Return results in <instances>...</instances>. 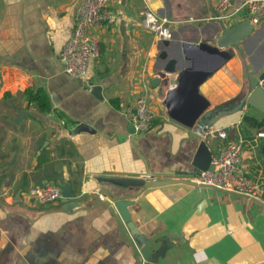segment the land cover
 <instances>
[{
    "label": "crops",
    "instance_id": "0c3cea01",
    "mask_svg": "<svg viewBox=\"0 0 264 264\" xmlns=\"http://www.w3.org/2000/svg\"><path fill=\"white\" fill-rule=\"evenodd\" d=\"M83 1L0 0V264H137L115 217L94 208L103 187L132 197V221L147 239L169 233L183 237L157 264L264 263V208L250 199L184 184L120 191L95 181L96 176L151 180L150 174L164 180L168 172L195 171L201 143L214 157L243 140L240 172L264 187L261 128L247 132L242 116L227 113L214 127H230L228 138L205 139L199 128L180 125L164 110L175 83L151 85L161 76L163 50L184 58L185 44L217 31L216 0H110L113 19L93 29L101 56L85 78L76 79L64 73L60 53ZM146 11L176 23L169 47L146 29ZM187 20L192 22L180 24ZM258 29L264 43V22ZM233 61L240 66L238 51ZM251 78L257 85L258 78ZM207 82L201 93L217 109L220 104L204 91ZM27 89H43L52 111L41 113L30 105ZM145 93L158 118L151 132L135 135L126 114ZM22 111L27 117L19 120ZM61 116L75 127L68 129ZM81 124L92 132L72 135ZM57 182L72 186L73 201L46 207L29 199L30 188ZM73 202L78 206L69 208Z\"/></svg>",
    "mask_w": 264,
    "mask_h": 264
},
{
    "label": "water",
    "instance_id": "95a60500",
    "mask_svg": "<svg viewBox=\"0 0 264 264\" xmlns=\"http://www.w3.org/2000/svg\"><path fill=\"white\" fill-rule=\"evenodd\" d=\"M260 30H255L247 21L237 23L230 28L223 24L217 25V31L206 38L199 36L194 43L185 44L184 58H171L168 51L163 50L159 55L160 65L158 71L161 76L152 80L154 89L160 86H166L173 82L174 88L168 89L163 101L164 110L170 119L188 128H211L217 123L219 116L227 113H235L243 106H249L264 112V90L250 83V90L244 101L235 109L224 108L223 113H218L217 109L212 108L210 100L201 93L202 86L215 76L224 66H226L236 56V51L240 52L245 47L249 53H252L259 46L258 51L252 56L254 64L259 71L258 80H264V43L259 45L261 37ZM164 47L171 45L170 40H161ZM101 88L95 89V95L101 98ZM26 111L19 113V120L26 118ZM133 134L135 128L132 125ZM83 132H92L91 129L81 124L72 131L76 136ZM192 172H168L165 175L167 179H154L150 174L151 180L136 179L118 176H96L95 181L100 185H112L120 191L127 189H141L146 191L151 188H160L176 184L189 185L198 189H211L223 192L225 194L244 197L250 199L257 205L264 208V202L260 199L252 198L247 195L226 191L217 187L208 185H199L190 180L201 172L214 169L212 164L213 155L211 154L205 142L201 143L197 154L194 157ZM62 190L63 200L65 202L75 199L72 186L57 182ZM106 197L110 203L102 200ZM199 202L203 200V195L198 196ZM132 197H120L117 193L111 192L106 188L98 191L94 200V208L102 207L108 210L116 219L123 241L131 245L136 255L137 264H157L159 260L164 259L169 250L175 245L174 241H182L181 235L167 234L153 241L147 239L136 227L132 221L129 208L133 206ZM78 205L72 203L69 208H75ZM205 207L202 206L200 210ZM119 215H118V214ZM133 240V241H132ZM160 245L154 251L153 247ZM153 246V247H152ZM264 264V263H261Z\"/></svg>",
    "mask_w": 264,
    "mask_h": 264
},
{
    "label": "built area",
    "instance_id": "2783aa9c",
    "mask_svg": "<svg viewBox=\"0 0 264 264\" xmlns=\"http://www.w3.org/2000/svg\"><path fill=\"white\" fill-rule=\"evenodd\" d=\"M109 6L110 0H84L78 8L75 28L60 53L63 71L67 76L85 78L91 64L99 60L101 46L93 34V29L113 19ZM215 10L216 15L213 19L226 28L247 21L256 30L264 22V0H216ZM231 10L232 12H229ZM145 16L144 25L147 30L154 33L160 41L171 39V26L176 24L175 22L169 18L157 17L149 11L145 12ZM257 85L264 90V80H258ZM126 115L135 128V135L151 132L158 118L146 93L137 98ZM229 130L230 127L213 126L199 128L197 133L205 139L218 137L226 140ZM243 147V140L227 144L213 157V170L201 172L190 180L199 185L213 186L261 199L264 187L240 172ZM28 197L31 201L46 207L55 205L63 199L62 190L56 184L34 186L29 189Z\"/></svg>",
    "mask_w": 264,
    "mask_h": 264
},
{
    "label": "rangeland",
    "instance_id": "374dc122",
    "mask_svg": "<svg viewBox=\"0 0 264 264\" xmlns=\"http://www.w3.org/2000/svg\"><path fill=\"white\" fill-rule=\"evenodd\" d=\"M229 12H232V10ZM188 19L194 18L190 17ZM188 22L190 21H181L180 24ZM262 44L263 42H259V45ZM258 48L259 46L252 53H249L245 47H242L241 51L238 52L241 59L240 66H237V62L231 60L207 82L204 91L220 104L219 108L235 109L244 101L247 96V87L251 81L250 79H252L251 77H259V71L258 69L256 70V64L252 60V56H254V52ZM262 68L264 70V63ZM235 113H238L237 115L242 116L243 119L246 116L252 117L262 126L261 130L264 131V112L249 106H243ZM243 119L241 127L248 132L250 128L247 126V123L243 122ZM262 133L264 134V132ZM251 134H255V132H251Z\"/></svg>",
    "mask_w": 264,
    "mask_h": 264
},
{
    "label": "trees",
    "instance_id": "16d2710c",
    "mask_svg": "<svg viewBox=\"0 0 264 264\" xmlns=\"http://www.w3.org/2000/svg\"><path fill=\"white\" fill-rule=\"evenodd\" d=\"M25 95L28 99L30 105H34L41 113H49L52 111L51 103L47 93L43 89H27ZM218 113H223L222 108H217ZM65 122V125L68 129H73L75 125L71 123L64 116H61ZM243 122L247 123V126L250 129H260L262 128L259 123L252 117H244ZM262 153L264 156V142L262 144Z\"/></svg>",
    "mask_w": 264,
    "mask_h": 264
},
{
    "label": "bare ground",
    "instance_id": "6f19581e",
    "mask_svg": "<svg viewBox=\"0 0 264 264\" xmlns=\"http://www.w3.org/2000/svg\"><path fill=\"white\" fill-rule=\"evenodd\" d=\"M258 51V49L254 52V55H255V53Z\"/></svg>",
    "mask_w": 264,
    "mask_h": 264
},
{
    "label": "flooded vegetation",
    "instance_id": "af4514ba",
    "mask_svg": "<svg viewBox=\"0 0 264 264\" xmlns=\"http://www.w3.org/2000/svg\"><path fill=\"white\" fill-rule=\"evenodd\" d=\"M223 109V108H222ZM230 109V108H229Z\"/></svg>",
    "mask_w": 264,
    "mask_h": 264
}]
</instances>
